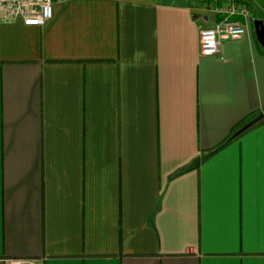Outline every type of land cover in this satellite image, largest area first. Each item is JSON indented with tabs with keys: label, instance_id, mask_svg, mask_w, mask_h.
Instances as JSON below:
<instances>
[{
	"label": "crops",
	"instance_id": "1",
	"mask_svg": "<svg viewBox=\"0 0 264 264\" xmlns=\"http://www.w3.org/2000/svg\"><path fill=\"white\" fill-rule=\"evenodd\" d=\"M232 3L247 32L201 54ZM254 20L264 0H53L0 23V264H264V118L207 154L264 111Z\"/></svg>",
	"mask_w": 264,
	"mask_h": 264
},
{
	"label": "built area",
	"instance_id": "2",
	"mask_svg": "<svg viewBox=\"0 0 264 264\" xmlns=\"http://www.w3.org/2000/svg\"><path fill=\"white\" fill-rule=\"evenodd\" d=\"M225 16L212 27L199 30V51L203 55L218 52L224 39L243 36L247 32L245 23L235 16H248L243 5L232 3L224 10ZM53 14V0H0V23L20 20L24 25L43 26ZM9 264H32L29 259L11 260Z\"/></svg>",
	"mask_w": 264,
	"mask_h": 264
},
{
	"label": "water",
	"instance_id": "3",
	"mask_svg": "<svg viewBox=\"0 0 264 264\" xmlns=\"http://www.w3.org/2000/svg\"><path fill=\"white\" fill-rule=\"evenodd\" d=\"M253 27L255 30L256 39L259 42L260 45L264 47V25L261 20H254L253 21ZM264 118V111L247 121L244 125H242L239 129H237L233 133V137L240 134L242 131L253 125L254 123L258 122L259 120Z\"/></svg>",
	"mask_w": 264,
	"mask_h": 264
},
{
	"label": "trees",
	"instance_id": "4",
	"mask_svg": "<svg viewBox=\"0 0 264 264\" xmlns=\"http://www.w3.org/2000/svg\"><path fill=\"white\" fill-rule=\"evenodd\" d=\"M254 116H255V114H253V115L251 114V115H249V117H248L247 119H246V117L243 118V119H241L237 124H235V125L233 126V128L231 129V132H230L229 136H228L224 141H222L219 145H217L216 147H214V149H212L211 151H209L207 154L213 152L214 150H217V149L221 148L226 142H228L229 139H231L233 133H234L237 129H239L242 125H244V123H246L248 120L252 119V117H254ZM204 157H205V156H204ZM204 157L202 156L201 158H197L196 160H194V161H193V162L187 167V169L197 168L198 165H199L200 160L203 159Z\"/></svg>",
	"mask_w": 264,
	"mask_h": 264
}]
</instances>
